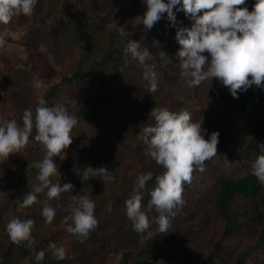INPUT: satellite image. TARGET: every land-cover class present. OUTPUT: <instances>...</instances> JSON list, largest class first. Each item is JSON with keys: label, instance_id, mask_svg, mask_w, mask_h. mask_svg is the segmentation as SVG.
Instances as JSON below:
<instances>
[{"label": "trees", "instance_id": "obj_1", "mask_svg": "<svg viewBox=\"0 0 264 264\" xmlns=\"http://www.w3.org/2000/svg\"><path fill=\"white\" fill-rule=\"evenodd\" d=\"M246 3L251 10L255 0ZM146 7L142 0H38L31 16L20 14L0 25L5 36L0 46V122L15 119L22 126L24 111L35 114L40 97L49 107L65 105L78 120L65 158H54L59 183L75 186L59 200L37 194L35 204L19 207L32 185L39 183L35 164L46 151L34 140L35 129L20 153L0 163V264H38L35 254L40 250L45 256L39 264H264V186L251 173L252 161L264 154L259 148L264 143V88L253 85L238 90L234 98L215 78L190 87L191 78L181 76L176 32L190 28L193 21L176 6L175 26L166 14L151 30L140 22L123 25L128 38L139 41L154 57L147 63L156 64L158 91L148 93L142 66L130 56L125 63L127 40L120 37L119 26L114 27L120 18L144 15ZM20 32L22 37H17ZM83 36L75 59L60 69H47L44 78L16 66L18 60L36 55L41 45L65 59ZM154 40L159 41L155 47ZM160 50L167 53L163 60ZM34 79L45 87L34 88ZM153 107L188 110L206 129L205 139L219 132V143L205 170L196 168L191 183L183 185L185 204L170 218L168 232L159 233L153 209L149 229L140 234L126 216L125 201L137 176L152 171L153 178L142 190L146 210L155 175L163 172L146 155L139 135L154 123ZM88 166L107 167L113 179L83 180ZM72 195H87L95 203L99 224L87 237L65 230L68 213L63 209ZM45 202L56 209L50 224L41 215ZM12 218L35 221L31 245L10 241L6 225ZM52 243L66 249L64 260L53 257Z\"/></svg>", "mask_w": 264, "mask_h": 264}, {"label": "clouds", "instance_id": "obj_2", "mask_svg": "<svg viewBox=\"0 0 264 264\" xmlns=\"http://www.w3.org/2000/svg\"><path fill=\"white\" fill-rule=\"evenodd\" d=\"M146 12L138 17L146 29L160 21L165 14L171 26L177 23L174 8L179 6L185 16L193 21L190 28L181 27L176 32V40L181 46L176 56L182 77H190V87H199L204 81L214 78L228 87L231 95L238 98V90L247 91L255 85L264 88V0H255L251 10L246 0H142ZM38 0H0V25H8L14 16H31ZM120 37L127 40L124 47L125 63L130 56L138 61L143 69V79L148 82V93L158 91V75L154 60L148 48H141L140 42L129 39L126 27L119 26ZM159 41H153V47ZM5 44V36L0 34V46ZM161 60L167 57L159 51ZM33 87L40 89L45 85L40 80H33ZM47 101L40 97L35 114L26 109L22 117V126L15 119L0 122V163L8 160L10 154L20 153L29 143L35 129L34 140L46 150L44 159L37 161V180L32 190L23 197L20 209L37 202V194H45L48 200L60 199L61 193H71V182L59 183L60 172L55 159L65 158V150L72 144L71 132L77 125L75 115L69 114L63 104L46 106ZM150 118L154 123L143 127L139 133L147 146L146 155L162 167L163 172L155 175V187L150 192L147 209L142 206V190L153 178L154 173H140L133 185L132 193L125 201L126 216L132 222L133 230L143 234L150 227L149 213L155 210L158 216L155 223L159 233L168 232L170 218L185 204L183 185L191 183L196 168L203 172L206 161L217 155L219 132L213 131L205 139L206 129L194 122L188 110L170 111L166 107H153ZM264 153V143L259 145ZM251 173L261 186H264V154L257 156L251 163ZM80 174V173H79ZM81 175V174H80ZM53 177L57 182H53ZM100 177L104 181L113 179L107 167L88 166L82 172V179ZM71 204L63 211L68 213L63 223L66 231L79 237H87L99 221L96 218L95 203L87 195L71 197ZM56 209L47 202L41 211L45 223H51ZM33 219L12 218L6 225V233L12 243L27 241L33 243ZM53 257L60 261L67 257L66 249L49 245ZM45 251L36 252L35 259L43 261Z\"/></svg>", "mask_w": 264, "mask_h": 264}, {"label": "rangeland", "instance_id": "obj_3", "mask_svg": "<svg viewBox=\"0 0 264 264\" xmlns=\"http://www.w3.org/2000/svg\"><path fill=\"white\" fill-rule=\"evenodd\" d=\"M142 16L143 15H139L132 19L120 18V20H118L117 24H115L114 27L123 26V25H130L134 27L137 23L140 22V20L137 18L142 17ZM22 34L23 32H20L17 35V37H22ZM86 36L88 37L89 34H87ZM86 36L80 37L78 41L72 45V50L69 56L65 57V59H63L62 56H59L55 54L54 52H51L47 46L41 45L39 47V50H37L38 53L36 55L24 57L25 59L18 60L16 63V66L22 67L23 69L32 73L34 77L36 78H39V79L44 78L46 77L47 69H53V70L60 69L67 63H70L72 60H74L77 50L79 49L81 42H83ZM17 48L18 47H16V50H18ZM19 50H21L20 47H19ZM18 52L20 53V51Z\"/></svg>", "mask_w": 264, "mask_h": 264}]
</instances>
